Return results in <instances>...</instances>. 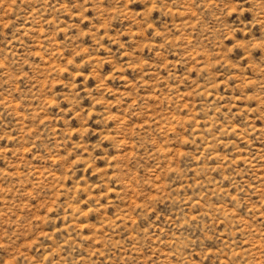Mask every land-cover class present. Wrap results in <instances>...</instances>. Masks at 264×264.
Wrapping results in <instances>:
<instances>
[{"label":"rangeland","instance_id":"1","mask_svg":"<svg viewBox=\"0 0 264 264\" xmlns=\"http://www.w3.org/2000/svg\"><path fill=\"white\" fill-rule=\"evenodd\" d=\"M0 264H264V0H0Z\"/></svg>","mask_w":264,"mask_h":264},{"label":"bare ground","instance_id":"2","mask_svg":"<svg viewBox=\"0 0 264 264\" xmlns=\"http://www.w3.org/2000/svg\"><path fill=\"white\" fill-rule=\"evenodd\" d=\"M211 91H212V90H211ZM203 93H204V92H203ZM207 94L210 95V93H208V92H207ZM204 96H205V95H204ZM207 98H208V97H207ZM207 129H208V128H207ZM220 129H221V128H220ZM231 129H232V128H231ZM235 129H236V128H235ZM226 130H227V129H226ZM209 132H210V130H209ZM225 133H226V132H225ZM242 133H243V132H242ZM237 134H239V133H237ZM210 138H211V137H210ZM219 138H220V137H219ZM218 142H219V141H218ZM214 143H215V142H214ZM214 143H213V145H214ZM213 147H214V146H213ZM205 148H206V147H205ZM205 148H204V149H205ZM213 149H214V148H213ZM214 150H215V149H214ZM206 151H207V150H206ZM206 151H205V152H206ZM214 152H215V151H214ZM214 159H215V158H214Z\"/></svg>","mask_w":264,"mask_h":264}]
</instances>
